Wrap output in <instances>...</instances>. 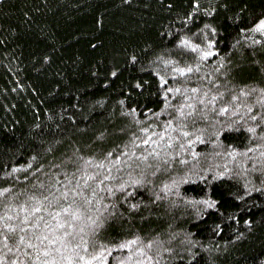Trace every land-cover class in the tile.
<instances>
[{"label": "trees", "instance_id": "trees-1", "mask_svg": "<svg viewBox=\"0 0 264 264\" xmlns=\"http://www.w3.org/2000/svg\"><path fill=\"white\" fill-rule=\"evenodd\" d=\"M191 7V0H0V173L13 165L27 164L33 156L37 159L31 161L32 166L44 164L43 171L47 172L51 164H59L72 154L73 145L107 152L116 145H127L130 133L141 135L139 127L162 128L175 113L169 109L156 117L145 109L159 112L164 103L160 93L165 87L207 84L217 90L250 83L264 85V45L251 43L252 39L264 37L242 31L250 29L264 13V0H201L200 11L185 21L183 17ZM205 8L215 11L209 16ZM204 24L217 28L210 38L217 41L218 52L203 60L190 50L179 56L174 47L177 40L184 35L193 37ZM193 39L200 43L202 37ZM133 55L137 57L135 61L130 59ZM157 56L176 57L182 66L198 64V68L188 74L187 80L171 78ZM221 58L230 63L221 65ZM221 67L232 69L226 79L217 71ZM114 70L115 76L111 75ZM157 72L166 76L167 85L159 83ZM216 79L221 85L214 83ZM136 81L143 87L137 88ZM170 103L179 101L172 97ZM133 106L141 125L125 111ZM205 124L202 121L197 126L203 128ZM186 130L188 138H192L191 127ZM210 131L200 142L194 141V146H187L183 155L191 157L192 151L201 154L195 158L201 175L205 168H212L213 174L223 171L225 160L229 169H238L236 161L223 156L226 147L210 142L216 139ZM97 132H105L104 139L96 137ZM173 135L180 133L174 130ZM220 139L223 145L232 144L238 149L259 142H248L244 130H226ZM179 143L174 141L168 146L165 142V147L168 152H179ZM50 147L51 153L46 151ZM136 148L140 152L151 146L137 144ZM159 150L164 153V148ZM193 163L189 159L186 166L174 164L173 169L149 179L159 187L174 178L178 180L192 169ZM117 168L119 165H114L112 173L117 179L106 184L121 182L129 171H140L117 172ZM21 173L27 175L28 170L18 169L14 176ZM34 178L35 173L29 181ZM3 179L0 177V186H7ZM246 180L248 189L244 188ZM259 181V175L251 171L249 176L215 180L211 175L207 180L193 177L179 184V195L176 189L169 193L161 189L160 195L166 199L159 200L151 185L132 186L134 192L124 198L128 203L119 192L116 197H107L105 192L104 203L112 216L95 235L98 248L134 235L147 240L159 234L163 249L172 248V252L160 249L162 258L154 259L153 264H191L182 251L190 246L184 241L191 234L193 241L208 245L207 249L192 245L194 253L199 254V264H264V191L253 190L260 187ZM17 186L24 184L21 181ZM205 192L217 201L219 211L203 209L198 214L197 208L203 206L193 207L184 199H198ZM141 201L140 207L129 208V204ZM112 204L116 205L114 209ZM245 220L251 223L245 224ZM155 251L149 254L154 256ZM126 252L114 248L105 253V258L108 264H116Z\"/></svg>", "mask_w": 264, "mask_h": 264}, {"label": "snow or ice", "instance_id": "snow-or-ice-1", "mask_svg": "<svg viewBox=\"0 0 264 264\" xmlns=\"http://www.w3.org/2000/svg\"><path fill=\"white\" fill-rule=\"evenodd\" d=\"M200 2L201 0H191L192 7L183 17L185 21L193 19L194 14L200 11ZM203 11L211 16L215 9L210 11L205 8ZM242 31H251L264 37V13L258 16L250 29H242ZM216 32V27L204 24L193 34V37H202L200 43H196L193 37L184 35L177 40L174 47L178 49V55L181 57L186 54L185 50H190L199 53L200 59L203 60L218 52L215 47L217 41L210 38V34ZM168 35L171 33L169 32ZM245 39L251 38L245 37ZM251 43L264 45V40L252 39ZM44 59L47 60L48 57L45 56ZM130 59L135 61L137 57L133 55ZM156 60L165 66L166 74L171 78L183 77L187 80L188 74L198 68V64L185 63L182 66L176 57L157 56ZM225 63L230 62H225L221 58V65ZM217 71L226 79L232 69L221 67ZM111 75L115 76L116 71L114 70ZM156 75L161 85H167L165 75H160L159 72ZM208 79L212 78L208 77ZM214 83L221 85L219 79ZM135 86L143 87L140 81H136ZM160 95L164 97V103L159 112H152L150 109L145 111L158 117L171 109L175 115L165 121L162 128H159V125L139 127L138 132L141 135L130 133L127 145H116L107 152L99 149L92 151L87 146L82 150L80 145H73L72 154L65 156L59 164H51L47 172L43 171L46 167L44 164L39 168L32 166L31 161L37 159L33 156L27 164L13 165L9 171L0 173V177L4 178L3 183L7 185L0 186V264H108L105 253L114 248L127 250L116 264H153L154 259H161L160 249H163V241L159 239V234L154 239L147 240L134 235L131 238L109 243L106 248L102 245L98 248L99 242L95 239V235L112 216L107 210L108 205L104 203L105 192L107 197H116L119 192L121 199H124L129 193L134 192L132 186L151 185L156 189L154 192L156 200L166 199L161 197V189L165 193L176 189V194L179 195V184L193 177L196 180H207L211 175L215 180L225 176H249L250 171L260 177V187L253 190L264 191V85L250 83L240 87L232 85L228 88L212 90L207 84L189 86L184 83L165 87ZM172 97H175L179 103H170ZM120 103L123 105L124 101L121 100ZM257 106L258 110H254ZM125 111L132 116L137 125L142 124L135 116L137 111L135 106ZM221 115L223 119H220ZM202 121L206 122L205 127H198L197 125ZM189 127L192 138H188L190 133L186 129ZM153 128H159V131H153ZM208 129L211 130L210 135L216 137L210 142L222 148L226 147L228 150L222 152L223 156L236 161L238 169H229L228 160H225L223 171L217 170L213 174L212 168H205L204 174L201 175L195 162V158L201 154L192 151L191 157L183 155L187 151V146H194V141L200 142ZM174 130L180 135H173ZM226 130H244L248 142L253 140L259 142L251 143V147L245 146L243 149H238L232 144L225 146L220 135ZM95 135L102 140L105 132H97ZM174 141L180 142V151L168 152L165 142L166 145L171 146ZM137 144L150 145L151 148L138 152ZM160 148H164L163 154ZM46 151L51 153L52 148ZM117 152L119 155L116 154ZM249 153L253 155H248ZM133 157L137 159L134 160ZM172 157L179 159L173 160ZM189 159L194 161L192 169L178 180L174 178L157 187L153 180L149 179V177L154 178L159 172L173 169L174 164L186 166ZM114 165H119V168L115 169L117 172H122L124 169L140 171L138 174L129 171L121 182L106 184L105 181L117 179L112 174ZM18 169H27L28 174L21 173L14 176ZM33 173L36 174V178L29 181ZM21 181L24 186L18 187ZM249 187L246 180L244 188ZM113 188L117 191H113ZM245 195H248L247 191ZM184 199L193 207L203 206L197 208L198 214L203 209L219 211L217 201L207 192L198 199L189 197ZM236 199L242 200L243 197L237 196ZM124 203H128V200L124 199ZM141 203L143 202L131 203L129 208L136 209ZM111 207L114 209L116 205L112 204ZM244 223L250 224L251 221L245 220ZM184 242L190 245L182 249L187 254L188 260L191 264H199V254L194 253L192 245L204 249H207L208 245L193 241L191 234L185 237ZM153 249H156L154 256L149 254ZM163 250L172 252V248Z\"/></svg>", "mask_w": 264, "mask_h": 264}]
</instances>
